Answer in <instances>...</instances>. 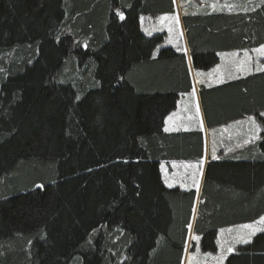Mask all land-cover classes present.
Wrapping results in <instances>:
<instances>
[{
	"label": "trees",
	"instance_id": "1",
	"mask_svg": "<svg viewBox=\"0 0 264 264\" xmlns=\"http://www.w3.org/2000/svg\"><path fill=\"white\" fill-rule=\"evenodd\" d=\"M173 13V0H0V264H182L196 194L165 187L159 165L201 158L203 139L164 131L192 89L188 59L140 24ZM182 25L208 71L264 46V0ZM199 92L208 127H262L245 161L207 167L193 235L213 254L219 230L264 216V71ZM225 264H264V233Z\"/></svg>",
	"mask_w": 264,
	"mask_h": 264
},
{
	"label": "crops",
	"instance_id": "2",
	"mask_svg": "<svg viewBox=\"0 0 264 264\" xmlns=\"http://www.w3.org/2000/svg\"><path fill=\"white\" fill-rule=\"evenodd\" d=\"M232 53L235 52L219 54L218 64L208 71H194L190 64L189 53H185L188 59L190 77L191 73H194L196 78L201 82V85H195L194 80H192L191 77L192 89L188 94H180L178 96L175 110L164 119V131L168 134L199 133L202 135L203 150L201 158L188 161H172L164 163L166 174L172 175L174 172L182 173V175L192 181L193 184H190L191 187H188L184 183H179L183 181H180L182 176H180V179L178 177H169L167 184L164 185L169 189L177 188L182 192L194 191L196 193L192 218H194V211L197 212V208L200 203L207 167L210 164L220 162L245 161V159H242L244 155H246V153L254 147L255 143L261 139V124L257 118L253 116L244 117L239 120L211 127H208L206 123L199 94L200 88H215L246 78L254 73L264 71L263 66L258 69L252 68L249 72L240 74H227L222 72L219 79H216L215 81L213 79L209 80L212 82H208L205 78H201V75L208 76V74L214 71L217 66L221 65L223 56H229ZM186 112L187 114L183 116ZM260 117L264 119L262 115ZM214 156L215 158H213ZM160 167L161 164L159 165L161 175ZM160 177L162 179V175ZM198 240L199 239L197 238V243ZM217 241L218 236L216 242ZM202 255L204 254L202 253Z\"/></svg>",
	"mask_w": 264,
	"mask_h": 264
},
{
	"label": "rangeland",
	"instance_id": "3",
	"mask_svg": "<svg viewBox=\"0 0 264 264\" xmlns=\"http://www.w3.org/2000/svg\"><path fill=\"white\" fill-rule=\"evenodd\" d=\"M173 3L174 13L172 15L141 17V31L146 36L162 34L163 47L172 48L176 52L183 50L187 54L188 47L182 27V17L184 14H202L203 12L244 13L254 9L260 4V0H173ZM261 47L252 50L235 51V53L229 56H223L221 65L217 66L208 76L201 75V78H205L208 82H212L209 80L213 79L215 81L219 79L222 72L227 74H240L249 72L252 68L258 69L259 67H263L264 54L257 51ZM191 77L195 85H201V82L196 78L194 73H191ZM185 114H187V112L184 113L183 116ZM261 115L264 117V113ZM160 170L164 185L167 184L169 177H178L180 179V176H182L180 181H183L179 183H184L188 187H191L190 184H193L192 181L182 175V173L174 172L172 175L166 174L164 163H161ZM195 212L196 211H194V218L191 220L190 234L187 239L186 252L182 264H225L226 257L234 254L238 246L246 245L254 236L264 233V221L261 220L264 216L255 222L244 224L251 225L252 227L250 228L239 225L230 227V229L226 228L219 230L217 233L218 241L216 242V253H206L202 255L199 251V240L197 243V237L193 235V227L196 219L195 215L197 214V212L196 214ZM242 239L248 240L249 242H241ZM193 244V250L191 251V246ZM229 249H231V251H229Z\"/></svg>",
	"mask_w": 264,
	"mask_h": 264
},
{
	"label": "snow or ice",
	"instance_id": "4",
	"mask_svg": "<svg viewBox=\"0 0 264 264\" xmlns=\"http://www.w3.org/2000/svg\"><path fill=\"white\" fill-rule=\"evenodd\" d=\"M121 19H123V16L121 15ZM258 52L264 54V46H262L260 49L257 50ZM215 158V156L213 157ZM262 221H264V217L261 218ZM243 227H246V228H250L252 227L251 225H244ZM251 235V234H250ZM241 242H244V243H247L249 242L248 240H241ZM229 251H231V249H229Z\"/></svg>",
	"mask_w": 264,
	"mask_h": 264
}]
</instances>
